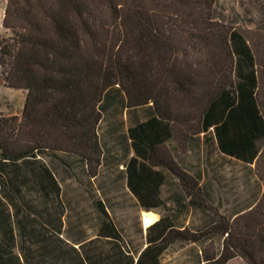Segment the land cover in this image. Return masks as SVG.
<instances>
[{
    "label": "trees",
    "instance_id": "1",
    "mask_svg": "<svg viewBox=\"0 0 264 264\" xmlns=\"http://www.w3.org/2000/svg\"><path fill=\"white\" fill-rule=\"evenodd\" d=\"M214 2L6 0L1 82L26 93L20 116H0V264H160L176 242L202 246L197 264H264V190L227 216L170 145L201 138L210 152L254 163L264 184V0H251L253 27L216 19ZM113 106L145 110L126 128L123 170L139 206L159 218L135 251L101 199L94 237L66 230L45 160L97 178L99 125ZM167 173L178 185L172 206L161 196ZM184 210L209 218L192 227L179 220Z\"/></svg>",
    "mask_w": 264,
    "mask_h": 264
},
{
    "label": "rangeland",
    "instance_id": "2",
    "mask_svg": "<svg viewBox=\"0 0 264 264\" xmlns=\"http://www.w3.org/2000/svg\"><path fill=\"white\" fill-rule=\"evenodd\" d=\"M6 0H0V35L8 33L2 26ZM214 17L223 22L253 27L260 19L259 11L251 0H215ZM26 91L11 88L1 82L0 116L21 115ZM145 110L133 111L113 106L99 125V133L105 143V159L97 178H88L80 168L72 170L59 159L45 156V160L59 180L65 205L64 226L71 235L83 233L87 238L95 236L100 219L95 201L101 199L104 207L126 241V248L135 251L144 245L145 226L143 210L126 186L123 162L126 158L127 126L136 118H143ZM179 165L192 173H201V182L209 192V204L227 216L256 201L264 190L260 172L254 163L245 164L218 151L208 150L200 138L183 143H170ZM132 154L130 151L129 155ZM76 163L75 161H73ZM178 190L177 179L167 173L161 196L167 206L173 205V195ZM151 211V210H150ZM153 211V210H152ZM159 218V213L153 211ZM209 217L199 210H188L179 217L182 223L200 226ZM156 219V220H157ZM65 235V234H62ZM219 244L215 239L214 245ZM202 246L199 243L176 242L163 254L160 264H197ZM226 264H246L236 256Z\"/></svg>",
    "mask_w": 264,
    "mask_h": 264
},
{
    "label": "bare ground",
    "instance_id": "3",
    "mask_svg": "<svg viewBox=\"0 0 264 264\" xmlns=\"http://www.w3.org/2000/svg\"><path fill=\"white\" fill-rule=\"evenodd\" d=\"M157 215L153 211H142V221L145 226L155 222Z\"/></svg>",
    "mask_w": 264,
    "mask_h": 264
}]
</instances>
